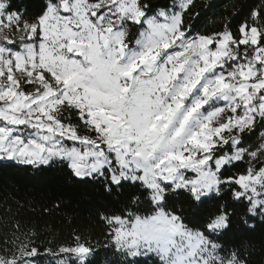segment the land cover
Listing matches in <instances>:
<instances>
[{
    "label": "snow or ice",
    "instance_id": "1",
    "mask_svg": "<svg viewBox=\"0 0 264 264\" xmlns=\"http://www.w3.org/2000/svg\"><path fill=\"white\" fill-rule=\"evenodd\" d=\"M194 6L39 0L30 13L0 0V160L131 189L102 215L100 248L77 235L42 253L17 221L0 264H99L101 251L110 264H250L220 241L264 223V0L213 33L196 28ZM214 195L232 202L188 219Z\"/></svg>",
    "mask_w": 264,
    "mask_h": 264
},
{
    "label": "trees",
    "instance_id": "2",
    "mask_svg": "<svg viewBox=\"0 0 264 264\" xmlns=\"http://www.w3.org/2000/svg\"><path fill=\"white\" fill-rule=\"evenodd\" d=\"M12 2L21 9L31 5V13L35 11L39 0ZM153 2L163 4L167 0ZM257 3L259 0H194L195 6L189 16L201 32L213 33L220 30L226 19L232 20L231 28L235 31L239 20ZM235 13L240 15L233 18ZM132 32L135 35L137 29L133 28ZM258 135V132L252 135L247 142H255ZM245 167V164H237L230 168V172L236 173L238 169ZM104 183L102 179L75 178L63 163L37 170L0 160V240L7 238L10 225L18 221L22 231L35 232L34 239L42 253L46 248L57 249L60 245L71 243L77 235L100 248L107 243L105 234L109 231L101 219L102 215L123 208L131 191L125 184L123 188H114L108 192L103 187ZM225 201L232 202L227 196L217 199L214 195L204 201L196 217L190 211L185 215L199 224L209 213L215 211L218 204ZM177 206H180L179 200ZM183 206L189 208L187 203ZM236 208L237 215H242L238 204ZM249 223H255L253 230L237 224L220 242L242 249L250 264H264V223L259 218ZM49 259L45 257L44 264H48ZM112 259L111 251H101L98 257L99 264H110ZM152 259L154 258L147 261L141 259V264H152Z\"/></svg>",
    "mask_w": 264,
    "mask_h": 264
},
{
    "label": "rangeland",
    "instance_id": "3",
    "mask_svg": "<svg viewBox=\"0 0 264 264\" xmlns=\"http://www.w3.org/2000/svg\"><path fill=\"white\" fill-rule=\"evenodd\" d=\"M0 123H2V122H0ZM72 143H73V142H71V141H66V144H67L68 146H72Z\"/></svg>",
    "mask_w": 264,
    "mask_h": 264
}]
</instances>
